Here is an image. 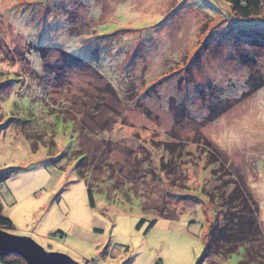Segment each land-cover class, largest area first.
Masks as SVG:
<instances>
[{
	"label": "rangeland",
	"instance_id": "rangeland-1",
	"mask_svg": "<svg viewBox=\"0 0 264 264\" xmlns=\"http://www.w3.org/2000/svg\"><path fill=\"white\" fill-rule=\"evenodd\" d=\"M259 18L220 0H0V229L77 264H198L236 189L264 238ZM251 257L264 244L201 264Z\"/></svg>",
	"mask_w": 264,
	"mask_h": 264
},
{
	"label": "trees",
	"instance_id": "trees-1",
	"mask_svg": "<svg viewBox=\"0 0 264 264\" xmlns=\"http://www.w3.org/2000/svg\"><path fill=\"white\" fill-rule=\"evenodd\" d=\"M228 3L239 22H251L255 20L260 24L259 17L262 15L264 9V0H220ZM258 19V20H256ZM264 37V34L262 35ZM264 43V42H263ZM79 62V60L74 59ZM252 77V75H250ZM260 85L251 86L256 88ZM83 159V158H82ZM82 159L77 162V173L81 178H84L83 171L79 164ZM226 190H223L219 195V202L221 204L220 209L216 212V218L213 225L209 229V238L205 247L202 260L208 262L214 258H218L223 262L229 260L233 255L238 254L240 249H247L249 245L261 246L264 244V238L261 231V227L258 222V206L256 201L249 196L245 191L239 192L236 189L230 194L228 199L225 194ZM91 199V193L89 192ZM218 200V197H216ZM92 201V200H91ZM162 217V216H161ZM156 224L152 221L148 225V229ZM0 227L5 230H13V223L3 218L0 212ZM251 259L241 262L240 264H252ZM2 264H19L18 260L15 262H5L1 259ZM156 264H162L159 260Z\"/></svg>",
	"mask_w": 264,
	"mask_h": 264
},
{
	"label": "water",
	"instance_id": "water-1",
	"mask_svg": "<svg viewBox=\"0 0 264 264\" xmlns=\"http://www.w3.org/2000/svg\"><path fill=\"white\" fill-rule=\"evenodd\" d=\"M12 254L22 258L25 264H77L67 256L47 253L30 239L14 237L0 229V260Z\"/></svg>",
	"mask_w": 264,
	"mask_h": 264
}]
</instances>
